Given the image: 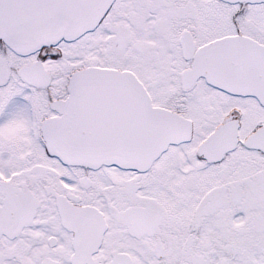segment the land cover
<instances>
[{
  "label": "snow or ice",
  "instance_id": "obj_1",
  "mask_svg": "<svg viewBox=\"0 0 264 264\" xmlns=\"http://www.w3.org/2000/svg\"><path fill=\"white\" fill-rule=\"evenodd\" d=\"M0 264H264V0H0Z\"/></svg>",
  "mask_w": 264,
  "mask_h": 264
}]
</instances>
